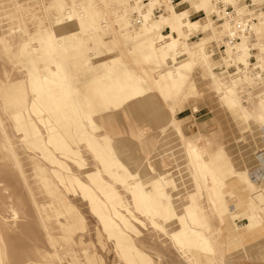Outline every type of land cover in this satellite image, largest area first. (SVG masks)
<instances>
[{
	"label": "rangeland",
	"instance_id": "1",
	"mask_svg": "<svg viewBox=\"0 0 264 264\" xmlns=\"http://www.w3.org/2000/svg\"><path fill=\"white\" fill-rule=\"evenodd\" d=\"M261 153L264 0H0V264H264Z\"/></svg>",
	"mask_w": 264,
	"mask_h": 264
},
{
	"label": "crops",
	"instance_id": "2",
	"mask_svg": "<svg viewBox=\"0 0 264 264\" xmlns=\"http://www.w3.org/2000/svg\"><path fill=\"white\" fill-rule=\"evenodd\" d=\"M189 28V29H188ZM187 29H188V31L189 30H194V28L191 26V27H188ZM233 45H238V43H235V44H233ZM246 45V43L245 42H243V47L245 48L243 51H241V55H239L238 56V58H240L241 59V57L244 59V61H245V63H248L247 62V57H248V55L246 54H244V53H247L246 52V49H247V47L245 46ZM230 50V49H229ZM244 64V63H243ZM241 67V66H240ZM240 67H239V69H240ZM101 89V88H100ZM102 94V93H101ZM113 103V102H112ZM168 122H170V120L168 121ZM116 139H118L119 140V138L120 137H115ZM263 153H261V154H259L257 157L259 158V160H260V165L259 166H256L255 168H253V170H252V172H251V174H253V177H255L254 175H256V179H260L259 181H264V161H263ZM250 175V174H249ZM262 179V180H261ZM253 181H255V178H254V180ZM257 197H259V196H257ZM254 199H256L255 197H254ZM252 201V200H251ZM254 201V200H253ZM252 201V202H253ZM251 202V203H252ZM255 202V201H254ZM260 207H258V202L256 203L255 202V204H254V207H253V209H257V211H258V209H259ZM256 215V213H254L253 215H251L250 216V219H249V221L244 225V227L243 228H240L239 227V225H237V224H235L234 223V220H233V218H234V216H233V213L232 212H229V219H226L228 222L230 221L231 222V227H235L236 228V230L238 231V234H239V236H241V235H243L244 233H246V232H249V231H251V230H253L254 228H257V227H259V226H261V224H260V221L258 220V219H255V216ZM260 216V215H259Z\"/></svg>",
	"mask_w": 264,
	"mask_h": 264
},
{
	"label": "bare ground",
	"instance_id": "3",
	"mask_svg": "<svg viewBox=\"0 0 264 264\" xmlns=\"http://www.w3.org/2000/svg\"><path fill=\"white\" fill-rule=\"evenodd\" d=\"M198 2H199V0H191V4H192V3L196 4V3H198ZM172 5H173V4H172ZM177 13H178V12H177ZM177 13H176V15L178 16V19H179V15H180V14H177ZM71 15H72V14H71ZM72 16H73V15H72ZM52 22L54 23V21H52ZM58 24H60V23L58 22ZM90 63H91V62H90ZM91 66H92V65H91ZM109 71H110V69H109ZM111 71H114V70L111 69ZM122 75H123V74H122ZM125 75H126V73H125ZM120 76H121V75H118V77H117L118 79H117V80L121 82V81H123V79H121ZM104 78H106V76H105ZM106 79H107V78H106ZM107 80H108V81H107ZM107 80H106V83H105V82L103 83V86L105 85V87H104L105 89H103V90H106L107 94L109 95V93H110V91H111V89H110V83H111V82H109V77H108ZM98 82H99V81H98ZM108 82H109V83H108ZM114 85H115V84H114ZM116 87H117V86H116ZM119 87H120V86H119ZM108 92H109V93H108ZM115 100L118 101V99H116V98H115Z\"/></svg>",
	"mask_w": 264,
	"mask_h": 264
}]
</instances>
